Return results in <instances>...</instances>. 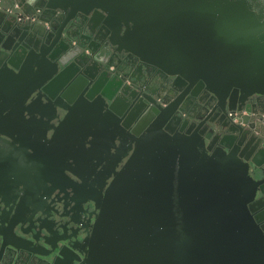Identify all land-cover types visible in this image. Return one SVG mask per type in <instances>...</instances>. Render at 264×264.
Instances as JSON below:
<instances>
[{
    "label": "water",
    "instance_id": "1",
    "mask_svg": "<svg viewBox=\"0 0 264 264\" xmlns=\"http://www.w3.org/2000/svg\"><path fill=\"white\" fill-rule=\"evenodd\" d=\"M20 9L0 8L1 246L45 264H264V14L248 0ZM73 21L100 23L124 68L156 69L150 105L63 47ZM183 84L218 113L165 98Z\"/></svg>",
    "mask_w": 264,
    "mask_h": 264
},
{
    "label": "flooded vegetation",
    "instance_id": "2",
    "mask_svg": "<svg viewBox=\"0 0 264 264\" xmlns=\"http://www.w3.org/2000/svg\"><path fill=\"white\" fill-rule=\"evenodd\" d=\"M22 1L23 0H0V8L11 13L21 12L20 3ZM248 1L254 10L264 14V0ZM60 40L63 43V47L70 50L74 56H81L85 61L92 60V63L96 64V67L101 68V70L104 69L102 68L103 64L96 62V60L111 64L107 72L103 73V77L112 79L114 86H119L123 92H126V97L129 102H146L147 105H150V102L155 98L153 94L159 91V84L161 81L155 78L153 74L156 69L151 66H140L137 57L133 55L127 56L128 64L131 68H124L122 65V58L125 55L123 52L112 51L107 40V33L100 23H94L91 25V28H88L84 21H73L72 25L62 32ZM88 49L91 51V54L84 53V51ZM163 88L167 91L165 94L166 99H169V97L175 98V100L183 99L194 108L196 114L210 118L218 113L217 108L213 106L212 100L209 99V96H207L202 89H198V91H195L193 94H189L188 91H185V84L180 86L179 89L174 90L165 88V86H163ZM150 92L151 94L149 95L148 93ZM156 102L159 103L157 98ZM237 113L236 110L227 109L224 115L227 118L234 119ZM183 117L190 121L194 120L188 118L186 114H183ZM0 264L45 263L41 258L28 250L8 246L2 247L0 243Z\"/></svg>",
    "mask_w": 264,
    "mask_h": 264
}]
</instances>
